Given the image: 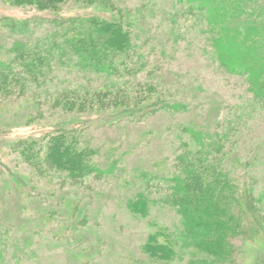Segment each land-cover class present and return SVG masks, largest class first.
Masks as SVG:
<instances>
[{
    "label": "rangeland",
    "instance_id": "1",
    "mask_svg": "<svg viewBox=\"0 0 264 264\" xmlns=\"http://www.w3.org/2000/svg\"><path fill=\"white\" fill-rule=\"evenodd\" d=\"M117 1L138 19L137 49L128 69L105 76L66 60L54 66L52 88L80 86L78 94L84 89L103 91L106 109H112L114 97L123 101L144 95L143 103L151 101L155 95L145 91L151 84L156 93L184 102L185 108L143 117L107 111L92 114L90 123L79 119L78 126L84 123L83 144L96 149L94 160L101 174L72 182L63 173L36 176L12 149L19 137L41 139L61 117H69L51 108L44 94L0 99V164L5 169L0 171V226L7 264H264V224L254 237L228 238L227 255L215 256L195 243L200 238L187 233L175 208L165 201V178L173 171L174 155L183 142L192 144L187 129L222 134L224 120H238L232 137L236 144L229 152L236 161L227 166L240 180L253 183L258 213L264 212V107L249 103L244 76L227 73L211 56L202 37L201 13L188 12L177 0ZM22 8L0 1L1 51L20 36L2 26L3 18L32 19L31 31L26 32L31 39L48 33L44 21L41 26L33 21V16L45 18L47 13ZM91 12L72 4L60 15L65 19ZM31 98H39L43 115L24 123ZM141 192L150 200L144 217L126 207L127 200ZM152 232L159 233L157 241L173 247L171 256L153 257L143 251Z\"/></svg>",
    "mask_w": 264,
    "mask_h": 264
},
{
    "label": "trees",
    "instance_id": "2",
    "mask_svg": "<svg viewBox=\"0 0 264 264\" xmlns=\"http://www.w3.org/2000/svg\"><path fill=\"white\" fill-rule=\"evenodd\" d=\"M0 1L22 5L26 11L47 13L45 18L33 16V21L40 26L44 21L49 28L47 35L31 39L26 32L31 31L32 19L21 22L1 19L2 26L20 36L12 39L4 51L0 50V99L22 97L28 92L32 97L44 94L51 108H59L69 117L65 120L61 117L64 123H55L41 139L19 137L12 143V149L18 152L16 157H20L36 176H44L45 172L63 173L76 182L91 174H101L94 160L96 149L83 144L86 142L80 127L84 123L76 124L81 118L90 123L92 114L96 116L107 111L143 117L163 109L185 108L184 102L168 100L156 93L151 84L145 86L146 93L155 95L149 98L151 101L143 103L144 95L123 101L114 97L112 109H106L103 91L88 93L84 89L78 94L80 86L52 88L50 74L57 63L66 60L105 76L128 69L137 49L134 40L138 37V19L126 5L117 0ZM177 1L183 2L188 12L202 14V37L211 48V56L227 73L244 76L251 94L249 103L255 106L256 102L264 107V0ZM72 4L80 11L91 9L93 12L79 15L77 11L76 15L64 19L60 11ZM31 99L32 107L23 115L24 123L43 115L39 98ZM119 102L122 105L118 107ZM239 107L243 109L244 106ZM237 116L241 118L240 114ZM223 123L222 134L187 129L192 144L187 141L181 149L179 147L173 158V171L165 178L168 182L165 201L175 208L187 233L200 238L195 243L215 256L227 255L225 249L228 247L224 242L228 238L254 237L264 224V212L258 213L259 199L254 196L253 183L240 180L234 169L227 166L236 161V156L229 152L236 144L232 137L240 122L224 120ZM242 167L245 174L248 163L244 162ZM0 171H5L3 166ZM144 194L137 193L127 200L126 207L132 214L141 217L148 214L150 200ZM4 232L0 226V264H7ZM158 235L150 233L142 249L150 256L168 258L174 249L169 243L157 241Z\"/></svg>",
    "mask_w": 264,
    "mask_h": 264
}]
</instances>
